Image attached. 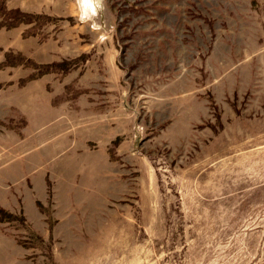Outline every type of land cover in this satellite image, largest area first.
<instances>
[{"label":"rangeland","instance_id":"rangeland-1","mask_svg":"<svg viewBox=\"0 0 264 264\" xmlns=\"http://www.w3.org/2000/svg\"><path fill=\"white\" fill-rule=\"evenodd\" d=\"M0 264H264V0H0Z\"/></svg>","mask_w":264,"mask_h":264},{"label":"crops","instance_id":"crops-1","mask_svg":"<svg viewBox=\"0 0 264 264\" xmlns=\"http://www.w3.org/2000/svg\"><path fill=\"white\" fill-rule=\"evenodd\" d=\"M45 90V84H42L40 87V90L38 91H31L32 93H25L26 96H23L25 98V101L29 103V99L33 101L31 103V106L28 108V115L33 116L34 122H32L30 131H36L34 135H37V139L35 143H32V147L34 145H38L40 142L51 136L52 134L60 131V127H64L62 125V121L58 119V114L61 113V111H53L47 104H42V106L38 105L37 107L35 105L36 101L39 102L40 97L44 95ZM55 99V98H54ZM53 99V101H54ZM24 101V102H25ZM40 103V102H39ZM58 113V114H57ZM28 133V132H27ZM37 143V144H36ZM31 147V148H32ZM50 169L53 175L55 177L59 175V167L56 166V163L48 164L47 165ZM64 170V172H63ZM61 176H64L59 181L56 180V186L57 191H60L59 193L62 194L65 198L68 196L70 197L69 200L63 204L59 205V211L61 214H67V215H73V213L78 211H84L89 209L90 205L89 203H82L80 194L75 190L73 182L69 179L71 172L68 166H66V169H63ZM39 173L43 171V169L39 168ZM69 177V178H68Z\"/></svg>","mask_w":264,"mask_h":264},{"label":"bare ground","instance_id":"bare-ground-1","mask_svg":"<svg viewBox=\"0 0 264 264\" xmlns=\"http://www.w3.org/2000/svg\"><path fill=\"white\" fill-rule=\"evenodd\" d=\"M87 1V0H86Z\"/></svg>","mask_w":264,"mask_h":264}]
</instances>
